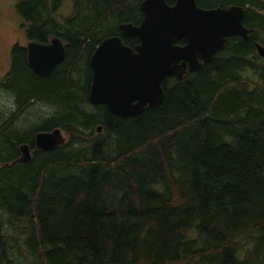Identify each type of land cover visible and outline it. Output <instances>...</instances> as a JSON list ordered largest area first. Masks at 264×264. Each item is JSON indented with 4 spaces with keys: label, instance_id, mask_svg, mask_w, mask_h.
Returning a JSON list of instances; mask_svg holds the SVG:
<instances>
[{
    "label": "trees",
    "instance_id": "obj_1",
    "mask_svg": "<svg viewBox=\"0 0 264 264\" xmlns=\"http://www.w3.org/2000/svg\"><path fill=\"white\" fill-rule=\"evenodd\" d=\"M59 1L16 6L27 39L58 37L66 57L40 77L13 45L0 79L13 104L0 107V264H264V0H196L243 7L248 40L228 38L199 71L165 79L157 108L127 118L89 104V59L112 35L139 43L117 26L140 23L141 0H71L62 21ZM54 129L65 143L36 150Z\"/></svg>",
    "mask_w": 264,
    "mask_h": 264
},
{
    "label": "water",
    "instance_id": "obj_2",
    "mask_svg": "<svg viewBox=\"0 0 264 264\" xmlns=\"http://www.w3.org/2000/svg\"><path fill=\"white\" fill-rule=\"evenodd\" d=\"M142 19L138 25L120 23L117 31L127 37H137L133 50L118 36L103 39L89 59L92 70L88 102L103 105L120 118L135 117L145 108L155 109L164 99L162 83L167 78L182 79L212 61L216 53L225 50L228 38L238 36L248 40L243 26L245 9H204L196 0H141ZM184 44H178L180 41ZM32 71L46 76L65 60L63 42L53 37L48 43L29 41L25 47ZM258 57L264 59V46L256 44ZM97 133L102 131L97 127ZM66 141L60 129L35 135V149L46 152ZM18 162L28 163L32 151L28 145L19 147Z\"/></svg>",
    "mask_w": 264,
    "mask_h": 264
},
{
    "label": "rangeland",
    "instance_id": "obj_3",
    "mask_svg": "<svg viewBox=\"0 0 264 264\" xmlns=\"http://www.w3.org/2000/svg\"><path fill=\"white\" fill-rule=\"evenodd\" d=\"M21 1L0 0V79L9 69L12 46L25 47L27 42L26 30L28 25L16 9L17 4ZM73 14L74 9L71 0H60L56 5L54 15L58 20L69 19ZM12 106V98L0 91V107H5L7 110ZM31 112L36 113L35 111Z\"/></svg>",
    "mask_w": 264,
    "mask_h": 264
},
{
    "label": "flooded vegetation",
    "instance_id": "obj_4",
    "mask_svg": "<svg viewBox=\"0 0 264 264\" xmlns=\"http://www.w3.org/2000/svg\"><path fill=\"white\" fill-rule=\"evenodd\" d=\"M174 1H175V0H173V3H174ZM173 3H172V4H173ZM118 33H119V32H118ZM113 36H117V35H112V36H109V37H113ZM53 37H55V36H53ZM53 37H51V38H53ZM118 37H119V36H118ZM51 38H50V39H51ZM107 38H108V37H107ZM119 38H120V37H119ZM50 39H49V40H50ZM120 39H121V38H120ZM49 40H48L46 43H48ZM60 40H61V39H60ZM29 41H30V40L27 39L26 45H27V43H28ZM121 41H122V40H121ZM36 42H37V41H36ZM122 43H123V42H122ZM63 44H64V43H63ZM123 44H124V43H123ZM138 44H139V43H138ZM138 44H137V45H138ZM26 45H25V47H26ZM137 45H135L132 49L134 50L135 47H136ZM64 46H65V45H64ZM25 47H24V48H25ZM26 53H27V52H26ZM92 54H93V53H92ZM90 57H91V56H90ZM47 75H48V74H47ZM43 77H44V76H43ZM63 135H64V134H63ZM31 151L33 152V150H31Z\"/></svg>",
    "mask_w": 264,
    "mask_h": 264
}]
</instances>
